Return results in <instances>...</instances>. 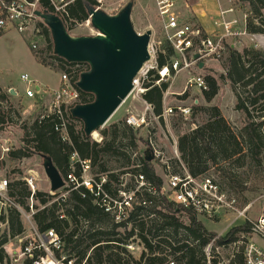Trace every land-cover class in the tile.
Segmentation results:
<instances>
[{
	"label": "trees",
	"instance_id": "trees-1",
	"mask_svg": "<svg viewBox=\"0 0 264 264\" xmlns=\"http://www.w3.org/2000/svg\"><path fill=\"white\" fill-rule=\"evenodd\" d=\"M239 4L247 16L248 34L264 35V0L234 1L235 6ZM88 5L95 6L96 1L75 0L69 5V18L64 20L68 30L89 19ZM38 27L39 35L51 40L48 26L39 22ZM162 48L168 56L174 53L166 42ZM48 49L53 61H47L42 51L33 52L36 60L70 75L71 82L80 92L76 104L93 102L91 93L77 87L81 74L89 69V65L66 61L54 53L51 44ZM158 60L160 65H164L167 57L159 53ZM223 68L226 74L219 78L204 76L208 90L203 91L202 95L207 103H211L219 93L220 82L229 81L236 95L234 108L243 113L244 122L234 128L219 106L202 107L199 103L194 104L192 118L198 111L207 113L208 117L202 124L178 136L177 149L180 155L168 161L169 164L157 159L146 160L144 137L129 126L125 119L99 129L102 136L100 142L87 136L82 120L71 113L75 104L67 105L64 110L66 131L60 129L62 119L56 113H47L37 118L30 127H25L22 145L6 153L11 164L34 154L47 155L63 177L71 172L72 165H75V174L80 177L79 162L72 163V154L76 152L81 160L91 162L92 175L97 179L102 174L108 176L104 188L109 193L118 195V186L123 182L121 176L129 174L130 181L126 182L124 188L129 192L134 191L135 195L129 221L117 224L84 186L76 189L65 187L55 193L37 190L32 195L26 181L19 178L17 171H8V196L17 207L8 206L5 213L0 214V222L7 224L0 233V264H11L5 245L25 232L22 209L32 213L39 233L50 229L58 233L64 248L56 253L57 256L65 255L69 260L74 259V264H167L170 258L176 264H209L203 251L214 239L215 248L231 245L235 248L227 263L217 254L211 259V264H246L244 245H238V242L250 237V222L231 228L225 236L209 232L199 220L197 211L168 201L163 192V177L156 171L158 164L166 175L188 172L193 177H201L208 176L209 171L214 169L232 191L227 190L223 182H217L236 198L238 193L249 189L239 180L242 168L249 166L264 176V50L253 46H246L242 50L229 48ZM168 86V83H163L144 95V99L154 105L157 115L162 113L163 92ZM185 97L187 94L182 98ZM12 98L9 91L0 86L1 127L12 125L22 117ZM5 160L0 161L2 166ZM114 168H118V171ZM137 174L144 175L153 187L152 192L146 188L136 191L134 176ZM65 192L68 194L63 195ZM137 240V245L141 247L138 255L127 248L128 244ZM20 261V264H33L29 257H23Z\"/></svg>",
	"mask_w": 264,
	"mask_h": 264
},
{
	"label": "built area",
	"instance_id": "built-area-1",
	"mask_svg": "<svg viewBox=\"0 0 264 264\" xmlns=\"http://www.w3.org/2000/svg\"><path fill=\"white\" fill-rule=\"evenodd\" d=\"M74 1L0 0V35L10 31L19 33L29 31L34 36L42 37L39 35L40 28L38 27V23H45L36 12L38 10L48 11L59 16L64 21L69 18L68 8ZM95 1L97 9H102L109 14L117 13L127 3V0L114 2H107V0ZM184 1L187 2V0ZM230 1L231 4L228 8L220 9L219 21H215L214 29L208 32L199 23L187 22L184 19L179 11L181 0H152L157 17L161 23L162 31L164 32V42L173 48L174 53L170 56L167 55L165 49L162 48L163 42L159 41L155 30L151 28L148 45L151 57L143 64L133 78V89L129 94L133 99L143 101L144 111L141 114L130 113L125 117V122L134 130L139 131L142 128L148 127L149 118L155 121L172 116H179L182 119L192 118L193 107L181 104L172 105L170 104L171 102H167L168 96L173 94L170 92L169 87H171L180 73L187 71L190 76L187 78L184 88L182 91L174 93V95L183 100L186 97H182L186 94L188 96L190 90H198L202 94L203 91L208 90V85L201 71L210 62L225 59L229 48L238 49V46L242 45L244 41V36L250 35L246 29V14L243 13V23L238 17L227 18L225 16L226 14H234L236 12V6L232 0ZM87 21L90 22L89 19ZM257 35H259L256 38L257 43L264 49V35L255 34V36ZM38 45V42L35 41L31 47L33 50H36L38 49ZM159 53H163L167 57L166 64L160 65L158 60ZM196 54H198V58L195 59ZM201 62L204 63L202 69L200 68ZM21 79L29 84L33 83L27 73L22 74ZM61 81L59 89L54 92L53 99L44 107L43 112H41L38 118L43 117L47 113H56L62 119L60 129L66 131L64 110L67 105H77L76 103L80 99V92L71 82V77L68 73H62ZM163 83H168L169 86L163 92L162 113L157 115L154 105L147 102L144 99V95L155 86L161 87ZM35 93L33 88L28 87L25 95L29 98H34ZM196 103L197 101L194 102V104ZM142 136L144 137L145 148L153 151L155 159L160 160L164 164H169L168 160H165L163 150L155 140V135L150 130H147L146 135ZM94 138L98 142L102 140L100 133L96 134ZM10 150L9 147L3 149L0 161L5 159L4 154ZM175 152L178 155L177 148ZM135 155L136 153H134ZM76 161L80 164L81 175L78 177L75 174L76 167L72 165L71 172L64 177L65 186L63 188L71 186V189H76L84 186L92 193L95 202L113 217L115 223H127L131 215L132 200L135 192L125 190L126 182L124 180L126 175L121 176L123 182L118 186V195L114 196L104 188V184L108 180L106 174L100 175L97 179L92 175L91 162L89 160H81L77 153L74 152L72 154V163ZM3 170V166L0 163V214L5 213L8 206L17 207L8 196L10 180ZM167 177L168 192L171 193L170 198L175 203L182 204L186 208H192L198 214L211 218L227 211L239 212L240 215L245 216L244 213L238 210L237 198L224 190L215 178L211 176L193 177L188 172L169 174ZM134 179L136 191L146 188L152 192L153 187L146 181L144 175L137 174L134 176ZM24 180L33 195L39 188L36 176L28 175L24 177ZM66 194L68 192H65L63 195ZM247 220L251 224L250 236L253 235L264 240V211L258 219ZM213 241L203 251L209 264H211V259L214 257L211 255ZM240 243L244 245L243 252L246 264H264V247L256 244L254 239L252 240L250 237L248 240L238 242V244ZM63 248L64 242L55 230L50 229L45 233H39L36 230L34 235L30 236L21 246L20 253L15 260L29 257L33 260V264H74V259L69 260L65 255H61V257L57 256L56 253L61 252ZM127 248L132 251L136 246L134 243H131L127 245ZM167 264L176 263L174 259L170 258Z\"/></svg>",
	"mask_w": 264,
	"mask_h": 264
},
{
	"label": "rangeland",
	"instance_id": "rangeland-1",
	"mask_svg": "<svg viewBox=\"0 0 264 264\" xmlns=\"http://www.w3.org/2000/svg\"><path fill=\"white\" fill-rule=\"evenodd\" d=\"M114 1L119 0H107V2ZM128 1L130 0H127V2ZM219 1L222 9L228 8L229 4H231L230 0ZM234 1L235 0H232L233 3ZM185 2L186 1L181 0L179 11L187 22H196L193 18L194 8L201 10V19L207 21L209 20V12L214 13L219 8L217 0H187V5ZM134 3L135 8L132 13V23L134 29L138 33L143 34L153 28L159 41L164 43V32L162 31L161 23L157 17V12L152 0H134ZM239 7H241L240 4L236 6V12L234 14H226L225 16L227 18L238 17L242 21L244 12ZM218 16L220 17V11ZM215 21H219V19L216 18ZM68 31L73 36L97 34V31L93 28L89 21L77 24ZM51 36L50 38L52 40ZM258 36L259 35L244 36L245 39H243L244 41L242 45L238 46V50H242L246 46L263 49L257 43L256 38H258ZM51 40H47L44 37L34 36L29 31L24 33L10 31L0 35V86L4 90H8V88L13 87L19 95H24V98L27 101L24 102V99L19 97L15 98V96L12 98L14 106L16 109L20 110L22 117L18 122H14L12 125H8L6 127L0 126V150L2 152L6 147H9L10 149H17L22 145L21 137L24 131L23 129L32 125L41 112H43L44 107L53 99L54 92L58 90L61 85V76L63 72L39 63L33 53L34 51H42V55L47 59V61H53L48 53L49 44L52 45V50L54 51L53 40ZM35 41L38 42L39 45L38 49L33 50L31 45ZM224 64L225 59L210 62L209 65L201 71V73L204 76L213 75L219 78L221 75L226 74V71L223 68ZM24 73L28 74L29 78L33 81L32 84H29L21 79V75ZM189 76L190 74L187 71H183L179 74V76L172 83L171 87H169L170 92L173 94L168 96L169 98L167 102H171L170 104L172 105L181 104L191 107H193V104L196 101L199 103L198 105L202 107L217 105L234 128L242 125L244 122V115L234 108L236 95L233 92L229 81L220 82L219 93L211 103H207L204 96L198 90H190L189 95L183 100L174 95V93L182 91ZM28 87L35 90L36 93L34 98H29L25 95ZM37 87H39L40 90H38ZM143 111V101L135 100L129 96L111 116L105 127L125 119V117L130 113L141 114ZM207 117V113L198 111L196 116L192 119H182L179 116H172L155 121L149 118L150 122L148 123V127L142 128L138 132L141 136H145L147 130H150L155 135L157 144L163 150L165 160L171 161L179 158L180 155L179 152L178 155L175 152L177 148L176 143L178 142V136L184 132L192 130L197 125L202 124ZM96 134H99V131H96L95 135ZM95 135L91 137L94 140ZM4 155L6 162L3 166V172L5 174L8 171L15 169L21 179H24V177L28 175H35L39 187L38 190L50 192V181L43 168V158L39 154H34L29 158L15 161L12 164L9 159H7L6 154ZM114 169H116L115 171H118V168ZM156 171L163 177L165 196L167 195L166 197L168 201L172 202L170 198L171 193L168 192L167 175L165 174L163 168L158 164L156 166ZM207 175L223 182L221 181V176L215 172L214 169H211ZM257 176H259V178ZM239 180H241L245 186L249 187L248 190L243 193H238L237 195L238 210L241 213H244L246 217L240 215L239 212L231 211L224 212L213 218L199 214V220H201L209 232H213L218 236H225L231 228L244 225L248 222L247 219L256 220L263 213V174L261 172L257 173L249 166H245L244 169L242 168L240 170ZM124 181H130V175H126ZM223 185L225 188L229 187L226 183ZM227 190L231 189L228 188ZM21 212L25 232L21 236L11 239L5 245V249L11 257V264H20L21 261H16L15 259L20 253L21 246L30 236L34 235V232L36 231V227L32 220V213L26 212L23 209ZM6 225V223L0 222V233L6 229ZM250 238L252 240L254 239L256 244L264 247V240L253 235H251ZM137 242L138 240L134 242L136 248L132 251L138 255L141 247L137 245ZM238 245L243 244L240 243ZM234 248V245L225 248H215V246L212 245L211 255L215 257V255L219 254L220 259L227 263L228 259L231 258Z\"/></svg>",
	"mask_w": 264,
	"mask_h": 264
},
{
	"label": "water",
	"instance_id": "water-1",
	"mask_svg": "<svg viewBox=\"0 0 264 264\" xmlns=\"http://www.w3.org/2000/svg\"><path fill=\"white\" fill-rule=\"evenodd\" d=\"M134 4V0L128 1L115 14L88 5L89 20L96 35L73 36L59 16L48 11L36 12L50 29L54 53L70 63L89 65V69L81 74L77 87L91 93L94 101L77 104L71 109L72 115L82 120L87 136L93 137L106 125L131 93L133 78L151 57L148 51L151 31L140 34L133 27ZM203 66L201 62L200 68ZM9 93L18 95L14 88L9 89ZM40 156L50 181V192L61 190L65 186L63 175L50 156ZM145 158L154 161L151 149L145 150Z\"/></svg>",
	"mask_w": 264,
	"mask_h": 264
},
{
	"label": "crops",
	"instance_id": "crops-1",
	"mask_svg": "<svg viewBox=\"0 0 264 264\" xmlns=\"http://www.w3.org/2000/svg\"><path fill=\"white\" fill-rule=\"evenodd\" d=\"M217 2H218V6H219V8H218V10L217 11H215L214 13L213 12H209V20L207 21V20H202L201 19V17H200V12L202 13V11L201 10H199V9H195L194 8V16H193V18L195 19V21L197 22V23H199L205 30H207L208 32H210V31H212L213 29H214V23H215V19L216 18H218L217 16H218V13H219V11H220V9H221V6H220V1L219 0H217ZM230 5V4H229ZM248 36H252V35H248ZM245 39V38H244ZM209 65V64H208ZM207 65V66H208ZM206 66V67H207ZM205 67V68H206ZM204 68V69H205ZM11 88H13V87H10V88H8V91H9V89H11ZM184 88V87H183ZM17 97H19V98H22V99H24V102H27L26 100H25V98H24V95H17V96H15V98H17Z\"/></svg>",
	"mask_w": 264,
	"mask_h": 264
},
{
	"label": "bare ground",
	"instance_id": "bare-ground-1",
	"mask_svg": "<svg viewBox=\"0 0 264 264\" xmlns=\"http://www.w3.org/2000/svg\"><path fill=\"white\" fill-rule=\"evenodd\" d=\"M95 135V134H94ZM96 136V135H95Z\"/></svg>",
	"mask_w": 264,
	"mask_h": 264
}]
</instances>
